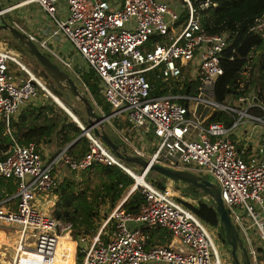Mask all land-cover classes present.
<instances>
[{"label":"built area","instance_id":"obj_1","mask_svg":"<svg viewBox=\"0 0 264 264\" xmlns=\"http://www.w3.org/2000/svg\"><path fill=\"white\" fill-rule=\"evenodd\" d=\"M31 2L49 19L38 27L40 33L13 23L76 77L80 78L84 66L94 70L99 93L111 106L110 118L128 122L127 129L112 125L128 150L176 167L189 169L194 163L211 174L243 237L250 264H258L257 253L264 252V131L256 140L251 132L257 126L264 129V99L252 88L230 94L224 101L216 99L215 82L223 72L220 57L230 41L226 32H209L201 24L200 10L211 0H197V4L191 0H18L0 6V14ZM183 11L186 16L181 18ZM250 29L264 35V13ZM63 39L69 49L58 44ZM9 62L29 76L13 72ZM250 69L247 62L243 72ZM192 81L195 91H186ZM39 87L52 96L16 56L0 48V122L7 130L9 118L38 95ZM215 110L231 115V122L210 119ZM243 123L251 128L238 145L231 133ZM78 124L81 129L86 126ZM84 134L88 149L79 158L62 154L63 150L46 161L34 141H13L0 156V176L9 183L0 187V229L16 235L9 264H53L58 238L65 231L74 241V264L78 252H82L78 264H223L209 224L176 197L172 186L156 185L146 177L147 168H142L137 180L127 162L100 136L92 130ZM136 134L149 144L147 150L134 142ZM60 154L73 171L92 162L120 167L143 194L139 209L126 210L122 198L93 235L71 237V223L57 219L52 205L46 210L34 204L38 190L55 187L58 173L53 169ZM237 208L254 227L256 242ZM161 227L177 244L148 242L149 230ZM27 235L34 239L27 240Z\"/></svg>","mask_w":264,"mask_h":264},{"label":"trees","instance_id":"obj_2","mask_svg":"<svg viewBox=\"0 0 264 264\" xmlns=\"http://www.w3.org/2000/svg\"><path fill=\"white\" fill-rule=\"evenodd\" d=\"M191 1L197 4V0ZM263 13L264 0H211L206 8L200 10L202 26L209 32H226L230 41L220 57L223 72L215 82L216 99L224 101L230 94L247 92L254 82H258V96L264 99V35L261 36L257 31L250 29L257 17ZM185 16L183 11L181 18ZM256 49H259V53L254 59ZM247 62H250L251 69L247 74H243ZM43 72L46 73L44 70ZM79 73L80 79L88 87L97 105L105 114L111 113L109 102L99 93V79L94 70L84 66L79 69ZM185 90L195 91V82L192 81L189 86L187 84ZM54 92L56 94V91ZM156 92L160 93L162 90ZM74 112L76 113L75 110ZM210 119H221L229 124L232 116L222 110H215ZM112 120L114 125L120 126L121 120ZM125 122L128 124L126 120ZM108 129L112 134L115 133L111 127L108 126ZM81 131L79 124L55 100L50 96L38 94L22 104L9 118L8 130L4 122H0V156L13 141L19 144L34 141L41 156L46 157L47 161L54 158L68 144L62 154L79 158L86 152L89 144L88 137L84 133L81 134ZM136 143H140L139 138ZM42 147L46 148L48 156L42 152ZM53 171L58 172L57 167ZM133 184L134 178L116 165L92 162L78 172L66 166L65 171L58 175L55 187L51 189V193L56 196L52 213L57 219L71 223L74 235L85 233L91 236L97 231L101 216H106L123 198L124 191ZM155 184L160 187L164 185L158 180H155ZM5 185L9 187V183L0 176V187ZM126 195L123 207L136 212L144 201L143 194L136 187ZM185 203L205 222L218 225V213L205 201H200L197 205ZM161 233L163 231H150L148 240L152 243L158 239L168 241L169 238H165ZM78 258L81 260L82 252H78Z\"/></svg>","mask_w":264,"mask_h":264},{"label":"rangeland","instance_id":"obj_3","mask_svg":"<svg viewBox=\"0 0 264 264\" xmlns=\"http://www.w3.org/2000/svg\"><path fill=\"white\" fill-rule=\"evenodd\" d=\"M16 1H18V0H0V6H6V5H9V4L14 3ZM3 18H4V20H6L7 22H10V23L11 22L13 23L15 21V23H17V25L19 27H22L23 29H25L27 31H31L34 34L40 33V30H38V27L44 26L47 22H49V19L43 15L39 6L36 3H32V2L25 4V5H22L20 7H16L14 9L4 13ZM1 21L2 20L0 19V23H1ZM40 35L41 34H39L37 36L39 37ZM66 43L67 42L63 39L58 44L64 45ZM20 46L21 45L19 44V42L15 38H13L8 33L7 30L0 29V48L5 49L9 53L15 55L17 57V59L28 69V71L33 73L35 77H37L39 80H41L43 82V84L52 93L55 94L54 91H56V94L60 97V99L62 100L64 105H66V107L73 113V115L77 116L78 119L81 118L82 121L80 119L79 120L85 125L86 121H85V113H84L83 103L78 98L73 97V96H70L69 100H66L64 95H63L62 90L57 86V84L53 81V79L48 74L44 73L41 65L24 48H22V46L21 47ZM258 53H259V49L254 50V59H256L258 57ZM252 55H253V53H252ZM77 60L80 63H82L80 59H77ZM17 66L18 65L16 63L9 62V67L12 69L13 72L19 70L18 72L21 73L22 75L29 76L27 74V72H25L24 70H22V69L17 70ZM188 66H189V62L187 63V67ZM70 72L72 73V74L71 73L70 74L75 78L76 77L75 74L72 71H70ZM247 72L248 71L243 72V74H247ZM254 74H256V72H254ZM75 80L78 83L81 90L86 89L80 78L76 77ZM253 85L255 86V88ZM257 86H258V82L257 83L254 82L252 84L251 88L254 91H257ZM38 94H41V96H50L52 98L51 95H49L46 91H44L40 87L38 88ZM88 95L91 98V100L94 102L96 110L104 113L101 110V108L97 105L95 99L90 94V91L88 92ZM74 110L76 111V113L74 112ZM71 118H72V116H71ZM119 122H120L119 128L127 129L128 125L125 122V120L122 119ZM113 123H114L113 120L110 124H109V122L107 123V121H106L105 128L108 129V126L112 127L111 124H113ZM247 125L248 124L246 123L243 127L246 128ZM256 130L258 131L259 127ZM140 133L143 134L144 136L146 135L144 132V129L142 127H141ZM113 135L116 137H119L117 135V133H114ZM138 137H139V135L136 134V136L134 137V142H136ZM146 138H148L150 140L149 136H146ZM137 144L141 145L145 150H147L148 145H149L148 143L142 142L141 140H140V143H137ZM48 155L49 154H47V156ZM44 159L47 161L46 157ZM127 164L136 173H140L142 170V167L139 164L132 163V162H127ZM54 166L57 167V169H58V172H57L58 175H60L66 169V166L63 164L62 157H58ZM189 167H190L189 168L190 170H192L198 174H205V172L202 171L199 167H196L194 163L190 164ZM74 172H78V171H74ZM75 175H77V174H75ZM146 177L148 179L152 180L154 183H155V180H158V181H161L163 184H168V185L172 186L173 187L172 189L174 190L176 197L179 199H182V201L184 203L189 202V203H193V204L197 205L200 201H205L207 199L205 192H203L201 189L196 188L195 186H193L192 184H190L184 180L169 178L166 176L163 177L162 179H158V173L153 171V170H149ZM134 183H135V179H134ZM185 187L190 188V192L189 191L185 192L183 189ZM129 189L124 191L123 197L126 196ZM35 198H39L38 201L34 202L35 206L48 210L52 205L53 206L52 210H53L54 205H55L56 196L54 195V193H51V190H38L36 192ZM51 202H52V204H51ZM104 209H105V207H104ZM104 209H103V211H104ZM237 210L242 215L243 222L246 225H248L249 220L245 217L243 210H241L240 208H237ZM104 218H105V216H101L100 221L98 220L99 224L97 226V229L100 228ZM208 228L211 232V235H212L213 240L215 242V245L218 249V252L220 254V257L222 259L223 264H234L232 257H231V254H230V251H229V248L225 244L222 229H219L217 224L216 225H210L209 224ZM247 230L250 234H252L253 240H254V242H256L257 234H256V231L254 230V227L248 225ZM70 234H71V237H76V235H74L72 233V230L70 231ZM15 241H16V235L14 234L13 231L9 232V231H4V230L0 229V261L3 260L4 254H5V258H6V256H10V253L12 255L14 254L13 247L15 245ZM59 242H61V244L60 243L58 244L57 254H56L57 258L53 264H74V241L69 237V234H68V236H66L62 241H59ZM62 242L65 244L63 246V248L61 246ZM66 248H70L72 250V255L68 256L66 254V252L64 251V249H66ZM263 253L264 252H258L257 253L258 264H264ZM76 262L78 264L81 262V260H78L76 257Z\"/></svg>","mask_w":264,"mask_h":264},{"label":"water","instance_id":"obj_4","mask_svg":"<svg viewBox=\"0 0 264 264\" xmlns=\"http://www.w3.org/2000/svg\"><path fill=\"white\" fill-rule=\"evenodd\" d=\"M0 19L2 20L0 29L7 30L8 33L41 65L42 69L62 90L65 99L69 100L70 96H73L83 103L86 126L82 128L81 134L88 130H92L96 135L102 138L105 144L113 150L117 156L126 162L136 163L142 168L157 172L158 179H162L166 176L184 180L205 192L209 196L208 200H205V202L211 205L218 213V228L223 231V238L225 244L229 248L234 264H250V258L243 237L240 235L238 228L233 222L229 210L225 207L220 195V188L213 181L211 174H198L187 168L152 162L140 154L132 153L122 140L112 136L111 130L105 128V123L110 118V114H105L96 110L94 102L88 95V91L86 89L81 90L70 72L64 69L49 52L43 50L24 30L17 27L14 23L4 20L3 14H0ZM53 99L71 115L77 123L80 122L77 116H74L66 106L60 104L55 98ZM67 146L59 153L65 150ZM133 189L134 185L129 192ZM183 189L185 192H190V188L188 187ZM126 196L123 197L122 201L125 200Z\"/></svg>","mask_w":264,"mask_h":264},{"label":"crops","instance_id":"obj_5","mask_svg":"<svg viewBox=\"0 0 264 264\" xmlns=\"http://www.w3.org/2000/svg\"><path fill=\"white\" fill-rule=\"evenodd\" d=\"M60 46H62L64 49H69V44L68 43H66V44H64V45H60ZM60 98V97H59ZM109 122V124L112 122V118H109L108 120H107V123ZM246 123H243V125H241V126H239L237 129H235V130H233V132L231 133V137L232 138H234L236 141H237V143H238V145H241L244 141H245V136L249 133V131H250V128H251V125L250 124H248L247 125V127L246 128H244L243 126L245 125ZM111 125H114V124H111ZM112 128V127H111ZM258 128V126L255 128V130H254V132H251L252 134H254V136H252V140H256L259 136H263V133H262V131H264V129L262 128V127H259V130L257 131L256 129ZM113 129V128H112ZM256 136H258V137H256ZM43 148V150H42V152L44 153V154H47V150H46V148L45 147H42ZM207 195V194H206ZM207 199H208V197H207ZM153 230H157V231H163V233H161L162 234V236H164L165 238H169V240L168 241H160L159 239H158V241L157 242H162V243H172V244H177V240L175 239V238H172L171 237V234H169V232L167 231V229H165V228H156V229H153ZM150 231H152V230H149V232ZM149 232H148V236H149ZM148 242L149 243H152V242H150L149 240H148ZM155 243V242H154ZM78 260H80L79 258H78Z\"/></svg>","mask_w":264,"mask_h":264},{"label":"bare ground","instance_id":"obj_6","mask_svg":"<svg viewBox=\"0 0 264 264\" xmlns=\"http://www.w3.org/2000/svg\"><path fill=\"white\" fill-rule=\"evenodd\" d=\"M15 56V55H14ZM31 73V72H30ZM32 75L34 76V74L32 73ZM35 77V76H34ZM35 78H37V77H35ZM38 79V78H37ZM39 80V79H38ZM51 94H52V96H53V98H55L60 104H62V105H64V103L62 102V100L56 95V94H54V93H52L51 92ZM64 106H66V105H64ZM69 110V109H68ZM72 113V112H71ZM73 114V113H72ZM75 116V115H74ZM131 170V169H130ZM131 173L136 177V179L137 180H141V173H136V172H134L133 170L131 171ZM66 236H68V233L65 231L64 232V234H62V235H60L59 236V238H58V243H57V246H56V251H57V247H58V244L60 243L61 244V242H59V241H62ZM31 239H34V235H27V240H31ZM65 244L62 242V248H63V246H64ZM13 250H14V247H13ZM64 251L66 252V254L68 255V256H70V255H72V250L70 249V248H66V249H64ZM63 251V252H64ZM9 252V251H8ZM57 254V253H56ZM65 254V255H66ZM13 255L10 253V256H6V258H5V254L3 255V260L2 261H0V262H2V263H4V264H9V262L12 260V257ZM7 262V263H6Z\"/></svg>","mask_w":264,"mask_h":264}]
</instances>
